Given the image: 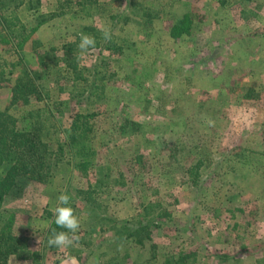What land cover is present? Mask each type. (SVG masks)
Returning <instances> with one entry per match:
<instances>
[{"label":"rangeland","instance_id":"1","mask_svg":"<svg viewBox=\"0 0 264 264\" xmlns=\"http://www.w3.org/2000/svg\"><path fill=\"white\" fill-rule=\"evenodd\" d=\"M137 5L158 14L151 25ZM84 27L110 30L121 52H79L87 82L75 89L60 58ZM26 75L49 96L13 102ZM0 111L23 129L39 115L53 153L51 176L0 208V228L13 221L27 245L7 264H59L47 241L65 231L52 222L62 192L80 264H264V0H0ZM75 115L92 128L87 157L67 143ZM148 204L152 242L115 245L117 222Z\"/></svg>","mask_w":264,"mask_h":264},{"label":"trees","instance_id":"2","mask_svg":"<svg viewBox=\"0 0 264 264\" xmlns=\"http://www.w3.org/2000/svg\"><path fill=\"white\" fill-rule=\"evenodd\" d=\"M87 2L91 3L92 0H87ZM137 7L141 11V19L147 25H151L152 20L158 17L157 13L142 5H137ZM123 22H128L127 17L124 18ZM191 22L192 19L189 16H185L178 26L180 25L181 28L186 29V26L189 27ZM4 23L8 27L19 25V21L14 15L11 16V19L4 18ZM83 30V33L95 37L96 43L94 49L99 52L106 51L111 54H119L121 52L122 43L119 45L113 37L105 41L98 29L84 27ZM78 45V41L65 44L62 47L63 56L60 58L71 76L70 80L74 84L75 89L76 85L81 86L83 82H87L83 78V70L85 69L84 67H80L77 62V56L80 52V49L77 47ZM103 79L104 77H101L100 81ZM102 89L100 85L90 87L88 89L89 92L87 91L88 97L98 96V91H102ZM42 91L35 82V78L26 75L18 79L13 91L12 100L16 102L18 99L26 98L27 96H34L37 100H42L49 96ZM81 92H84L83 87H81ZM36 117V121L31 123L30 127L23 129L18 126L16 119L10 114L6 111H0V208L3 205L5 197L11 191H23L28 184L43 183L51 176L53 153L50 152L49 143L46 141L47 133H44V123L40 120L39 115H36ZM64 132L70 150L77 155L87 157L89 155L87 141L89 140L92 128L85 117L75 115L69 128ZM58 152H62L60 147L58 148ZM88 163L89 161L86 160L79 164L84 177L87 176ZM199 166L200 164H196L188 169L192 184H195L198 179ZM116 181L117 179L113 182L116 183ZM154 208L155 204L153 206L148 204L144 208L143 216L141 215L138 219L118 221L113 238L114 244L123 245L126 242H133L136 245L143 246L146 242L151 243L152 231L159 229L161 225L157 218L146 219L145 217ZM26 247L25 239L13 232V221L5 222L0 228V264H7L9 257L16 255L18 251ZM151 247L153 248V245ZM182 256L184 255H179L178 262L181 261ZM34 257L37 258V255L35 254Z\"/></svg>","mask_w":264,"mask_h":264},{"label":"clouds","instance_id":"3","mask_svg":"<svg viewBox=\"0 0 264 264\" xmlns=\"http://www.w3.org/2000/svg\"><path fill=\"white\" fill-rule=\"evenodd\" d=\"M102 37L105 41L110 40V30H102ZM95 43V37L86 33H81L80 43L78 45L81 54L94 49ZM70 200V195L67 192H62L57 196V204L52 209V222H54L58 228L65 229V231H56L52 229L47 241L49 247H56L58 250L64 252V255L60 258L59 264H80L78 258L67 251L70 247H79L80 240L77 234L80 228V221L74 214L73 208L69 206ZM45 227H48V225L46 224Z\"/></svg>","mask_w":264,"mask_h":264}]
</instances>
